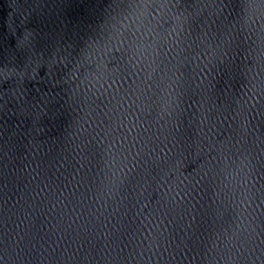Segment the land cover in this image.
<instances>
[{
  "label": "water",
  "instance_id": "95a60500",
  "mask_svg": "<svg viewBox=\"0 0 264 264\" xmlns=\"http://www.w3.org/2000/svg\"><path fill=\"white\" fill-rule=\"evenodd\" d=\"M0 264H264V0H0Z\"/></svg>",
  "mask_w": 264,
  "mask_h": 264
}]
</instances>
